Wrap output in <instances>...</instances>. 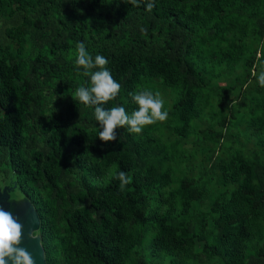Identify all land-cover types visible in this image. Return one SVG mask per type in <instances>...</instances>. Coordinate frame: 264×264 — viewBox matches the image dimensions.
Returning a JSON list of instances; mask_svg holds the SVG:
<instances>
[{
	"label": "trees",
	"instance_id": "16d2710c",
	"mask_svg": "<svg viewBox=\"0 0 264 264\" xmlns=\"http://www.w3.org/2000/svg\"><path fill=\"white\" fill-rule=\"evenodd\" d=\"M148 2L0 0V177L36 205L47 264H264V0ZM78 42L121 85L104 108L158 80L167 119L100 140Z\"/></svg>",
	"mask_w": 264,
	"mask_h": 264
},
{
	"label": "clouds",
	"instance_id": "9594fccd",
	"mask_svg": "<svg viewBox=\"0 0 264 264\" xmlns=\"http://www.w3.org/2000/svg\"><path fill=\"white\" fill-rule=\"evenodd\" d=\"M123 2L133 6L140 4V0H123ZM154 6L149 0L146 9L150 12ZM76 49L75 65L78 70L83 68L84 75L90 77V86L77 88L72 97L85 106H95L94 118L102 129L98 134L100 140L104 142L116 140V130L119 128H127L130 133L140 134L145 126L164 122L167 119L168 112L163 110L164 100L159 93H153L148 89L130 93L134 103L138 105L137 110L130 115L123 106L104 108L103 105L118 96L121 85L106 68L108 60L104 56L97 55L93 59L83 42H78ZM93 69L98 70L92 71ZM258 82L264 87V72L258 76ZM115 178L120 182L121 191L131 182L124 171L115 174ZM7 185L0 184V189ZM22 228L23 225L11 213L0 207V264H35L32 255L19 246L22 241Z\"/></svg>",
	"mask_w": 264,
	"mask_h": 264
},
{
	"label": "water",
	"instance_id": "95a60500",
	"mask_svg": "<svg viewBox=\"0 0 264 264\" xmlns=\"http://www.w3.org/2000/svg\"><path fill=\"white\" fill-rule=\"evenodd\" d=\"M0 184H8L0 189V207L23 225L19 246L32 255L35 264H47L41 233L42 219L36 205L23 190L17 173L11 171L6 178L0 177Z\"/></svg>",
	"mask_w": 264,
	"mask_h": 264
},
{
	"label": "rangeland",
	"instance_id": "374dc122",
	"mask_svg": "<svg viewBox=\"0 0 264 264\" xmlns=\"http://www.w3.org/2000/svg\"><path fill=\"white\" fill-rule=\"evenodd\" d=\"M259 55V54H258ZM264 71V70H263ZM222 78H223V76H221ZM214 81H216V80H213L212 81V84H217V83H219L218 81L215 83ZM157 86H159V94H160V97L164 100V101H166V102H168V104L173 100V94L174 93H172L171 92V90L169 89V88H166L165 86H163L158 80H157ZM210 106L209 105H207V106H204V109H206L207 111L206 112H208V110H210ZM207 120H208V122H207ZM208 123H209V118L207 117V118H205L204 119V121H203V127H205V128H207V126H208ZM215 126L218 128V127H225L226 125H224V126H221V125H214V128H215ZM170 134H171V132H169V131H166V136H165V139H167L169 136H170ZM173 136L174 135H172L171 137H170V140H172V138H173ZM222 140H223V138H222ZM194 140L192 139V138H189L188 139V142H184V140H181V144H182V146H185L186 148H188V149H193V147H194ZM200 246H202V248H205V249H207L208 248V246H207V244H204V243H202V242H199L198 243ZM205 257V256H204ZM194 264H198L197 262H195ZM209 264V263H208Z\"/></svg>",
	"mask_w": 264,
	"mask_h": 264
}]
</instances>
